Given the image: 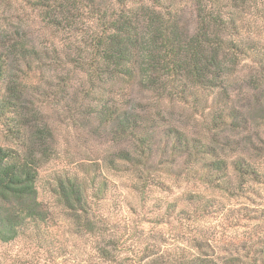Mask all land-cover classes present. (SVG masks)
<instances>
[{
    "label": "trees",
    "instance_id": "1",
    "mask_svg": "<svg viewBox=\"0 0 264 264\" xmlns=\"http://www.w3.org/2000/svg\"><path fill=\"white\" fill-rule=\"evenodd\" d=\"M257 3L0 0V11H30L46 31H52L53 38L67 35L73 40V57L58 52L62 50L57 46L54 53L59 62L65 58L64 64L70 63L82 73L87 94L93 96L86 103L90 116L109 126L118 140L131 143L130 149L121 151L117 159H108L106 165L117 170L120 164V170L123 165L124 172L127 167L132 171L136 182L128 189L138 196L143 209L151 201L150 187L164 188L152 176L151 168L168 151L185 159L190 178L227 198L255 192L254 185H264V172L254 162L237 151L231 157L224 155L225 150H231L227 129L246 130V125L264 122V8ZM187 10L193 18L191 25L183 23ZM15 18L19 20L12 29L0 25V245H9L28 231L47 225L52 215L39 200L37 184L43 167L53 157L48 146L53 138L46 124L41 125L35 117L36 111L25 107L30 89H50L42 88L36 76L40 78L43 72L44 54L50 58L51 52L44 50L43 54L30 45L25 34L23 38L28 17ZM59 79L62 84L53 89H61L57 96L66 99L75 84L66 75ZM116 84L120 89L113 91ZM136 84L158 96L159 108L171 102L191 110L202 119V137L190 138L181 129L170 127L164 140L158 141L157 127L152 125L158 112L152 117L141 116L123 103ZM230 89H247L244 100L248 104L236 107ZM93 182L94 176L88 178L86 173L55 175L50 187L56 206L68 219L70 234L95 241L91 264H264L261 207L227 209L201 192H185L165 204L157 200L149 204L153 216L149 222L155 228H176L168 235L159 231L151 239L143 235L136 249L124 251L119 239L105 235L107 218L119 211V205L112 203L104 213L102 191L92 190ZM129 210L136 213L132 206ZM206 217L230 221L232 228L243 220L261 221L255 227L258 236L249 243L247 253L235 249V253L226 251V256H219L215 246L225 230L207 226L203 222Z\"/></svg>",
    "mask_w": 264,
    "mask_h": 264
},
{
    "label": "rangeland",
    "instance_id": "2",
    "mask_svg": "<svg viewBox=\"0 0 264 264\" xmlns=\"http://www.w3.org/2000/svg\"><path fill=\"white\" fill-rule=\"evenodd\" d=\"M100 1L104 0H98V2ZM257 6L264 8V0H258ZM16 16L28 17V23L24 24L23 38L25 34L30 45H35V48L43 54L45 51L46 53L51 52L50 58L47 57L48 54H44L46 62L41 65L43 72H41L40 78L36 76V81L42 83V88L49 87L50 89H30L25 107L32 112L34 109L37 120H40L41 125L46 124L52 134L53 139L48 146L52 150L53 157L43 167L37 184L39 200L43 206L50 209L52 215L47 225H41L35 231H28L27 235L25 234L9 245H0V264L92 263L93 259H90V255L93 253L91 251L95 241L89 237H77L70 234L68 219L56 206L55 198L51 193L50 187L55 175L86 173L88 178L94 176L91 188L92 190L101 189L102 200L100 202L103 204L104 213L108 211L112 203L119 205V211L117 210L114 216L107 218L105 235L107 239H119V247L124 251L136 249L143 235L151 239L159 231L168 235L171 229L176 228L175 225H161L155 228L149 222L153 220L149 204L156 203L157 200L165 204L182 193L201 192L213 196L225 204L227 209L238 210L245 207L264 209V185H254L253 191L255 192L227 198L190 178L186 174L188 166L185 159L177 157L176 153L171 151L156 159L151 168L152 176L162 182L164 188L150 187L151 201L147 202V207L140 209L138 196L128 189L132 183L136 182L132 171L130 172L127 167L124 172L123 165L120 170V164L117 165V170L108 169L106 165L108 159H117L121 151L130 149L131 143L127 140H118L112 135L109 126L99 124L90 116L86 103L92 100L93 96L90 93L87 94L88 89L83 85L82 73L72 64H64L65 58H62L63 62H59L54 53V48L57 46L62 50H58V52H66L67 58L73 57L71 49L74 46H70L73 44V40L67 35H56L53 38L52 31H46L44 25L30 11L18 14L1 13L0 11V25L4 24L7 25V28L12 29L19 20V18H15ZM183 23L190 25L193 23V18L188 10L184 13ZM260 23L263 24L261 21ZM65 75L71 78L70 82L75 85L66 93V99H62L57 96L61 89L53 88L62 84L59 78L65 77ZM119 87L120 85L116 84L112 90L117 91L120 89ZM230 90L233 92L236 107L248 104L244 100L247 89ZM237 93L239 94L237 95ZM127 94H129V99L123 100V103H127L128 110H134L135 114L146 117H152L158 112L156 120L152 122V125L157 127L158 141L164 140L163 137L167 136L166 131L170 127L181 129V132L190 138L202 137L204 128L202 119L193 116L191 110L171 102L164 103L159 108L158 96L141 84L133 86L127 91ZM225 133L231 145L229 147L231 150H225V157H231L234 151H237L238 155L254 162L264 172V122L258 126L246 125V130L229 128ZM156 152L160 153L159 148ZM262 154L263 156H260ZM130 206L136 209L135 214L129 210ZM203 222L209 227L221 226L225 230L224 238L221 239L220 244L215 246V252L223 257L226 256V251L235 253V249L241 254L247 253L250 250L249 243L258 236V229L255 227L260 225L261 221L243 220L237 228H232V224H229L230 221L224 222L220 217H206ZM170 235L169 239L172 240ZM236 245L237 248H235Z\"/></svg>",
    "mask_w": 264,
    "mask_h": 264
}]
</instances>
